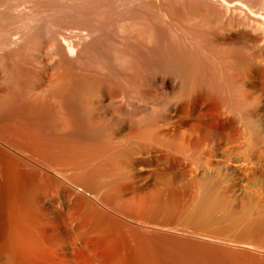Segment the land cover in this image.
I'll list each match as a JSON object with an SVG mask.
<instances>
[{"label": "bare ground", "instance_id": "1", "mask_svg": "<svg viewBox=\"0 0 264 264\" xmlns=\"http://www.w3.org/2000/svg\"><path fill=\"white\" fill-rule=\"evenodd\" d=\"M197 1L200 0L193 4ZM208 1L195 3L196 12L186 18L187 12L185 19L178 15L184 23L183 28H178L195 37H188L194 39L193 47L192 43L191 48L186 44L189 42L185 41L186 34H181L179 29L177 40H172L175 32L171 40L164 33L168 39L162 38L164 46L159 52L162 66L170 72L169 78L142 81V75L139 79L132 73L134 79L115 88L116 81L112 85L108 75L107 80L100 81L96 74L99 82H92L83 74L75 75L72 69V58L77 55L80 60L86 52L82 46L84 40L90 41L88 36L96 35L94 30L100 23L97 20L96 26L92 22L94 28L79 25L72 32L62 30L63 27L53 29L56 22L53 20L52 28H40L34 35L33 16L28 19L30 15L25 14L28 18L18 22L12 17L3 19L2 15L0 80L5 89L0 95V116L25 117L33 129L17 128V135H12L16 132L13 129L8 134L21 142L18 146L9 144L12 139L8 142L9 151L15 155L4 151L3 144L8 139L0 134L4 137L0 138L4 149L0 148V155L9 154V158L0 160V264H164L165 258L153 256L155 243L151 234H176L179 228L174 222H181L186 215L184 222L188 223L191 216L201 215L210 205V196L203 192L196 195L194 186L195 192L187 196L175 187L172 179L162 184L158 194L143 191L139 187L143 181L136 179L133 168L141 166L145 155L158 153L157 150L179 165L217 158L218 148L245 135L234 124L250 123V118L260 110L257 109L264 107V0H211L219 3L221 10ZM180 6L177 5L178 9ZM69 16L74 18L72 14ZM43 20L45 23L46 19ZM154 29L158 32V28ZM27 33L37 35L36 39L26 40ZM169 90L173 91L168 93L174 94L172 99L158 101ZM207 98L220 102L218 117L215 116L222 125L208 119L214 124L211 125L201 115L202 103ZM185 110L188 115L185 120H179L184 118ZM229 120L235 129L226 127L225 122L231 126ZM42 126L44 130L40 129ZM211 239L221 243L212 246L213 251L221 253L223 258H238L224 237Z\"/></svg>", "mask_w": 264, "mask_h": 264}, {"label": "rangeland", "instance_id": "2", "mask_svg": "<svg viewBox=\"0 0 264 264\" xmlns=\"http://www.w3.org/2000/svg\"><path fill=\"white\" fill-rule=\"evenodd\" d=\"M130 1L128 0L126 1L125 0H115V1L114 0L112 1L111 0H0V22L4 18H9V17L10 18L12 17L13 20L15 19L19 22L21 18L26 19L28 18L27 16L30 15V18L28 19H31V17L33 16L32 19L35 18L34 19L35 21L33 20L35 23L34 22L32 23L33 25L35 24L34 26L36 27L34 28L36 29L33 28L34 32L32 31V33L35 35L40 31V28L41 29L42 28L45 29L47 27L52 28L54 24L55 25L53 26V29L58 30V29H62L63 27L62 30L65 29V31H68V32L69 31L72 32L73 30H77L78 28L85 27V26L94 28V25L92 24L93 23L95 24V21L97 20L96 23H99V22L100 23L99 25L95 24V26L97 25V26H100L101 28L96 26L95 29L97 30L100 28L99 29L100 31L94 30L96 32V33L94 32V35L95 34L96 35L91 36L92 38L88 36L87 40L89 39L90 41H86V39L84 40L86 43L88 42L90 44L88 45V43L87 44L85 42L83 43L82 45L83 50L84 52L86 50V52L85 54L81 56L82 58L79 57L80 60L81 59L82 60L80 61L77 55L75 56L77 58L75 57L72 58V63H73L72 69L74 68L73 70H74L75 75L77 74V76L80 75L81 77L83 74V76L85 75L84 76L85 79L86 78L87 80L89 79L88 81L92 80V82H94V80L95 82L97 81L99 82V80L100 81L105 80V79L107 80L109 77L108 80L111 81L112 85L116 81L114 83V88L116 87V85H119V87L124 86L123 84H126L128 83V81L134 79L133 77L134 73H135L134 76L137 75L136 78L138 77L139 79L142 75L141 79L144 78L142 81L144 80L147 81L149 79H150L149 81H153L154 80L153 78L155 77L156 78L158 77V79H165V78L167 79L168 75L170 77V72L168 69L166 71V69L163 67L164 63H163V60L161 59L162 56L160 54L161 52L160 50H162V47L164 46L163 44L164 40L162 38L164 37V39L166 40L167 38L166 36L169 34L168 37H169V40H171L173 33L175 32L172 40H175V39L177 40L179 36L177 31H179L180 33L182 32L181 34L185 35L186 33H184L183 30H180V28H178V26L182 27V25H184V23L179 21V19H181V16L182 18H184L187 12L188 14L187 16H185L186 18L190 15H193V12H196L195 3L198 4L202 0L194 2V4H193V1L195 0L193 1L192 0H180V1L179 0H170V1L168 0V2L167 0L165 1L164 0H149V1L148 0H139V1L130 0ZM145 1L147 3H145ZM90 3L93 4L92 5L93 7L89 5ZM167 3L169 4L167 5ZM208 3L212 5L214 8L218 7L217 10L222 9V8L221 9L219 8L221 6L219 3H216L211 0L208 1ZM214 4H216L217 6ZM95 5H97L98 8L99 7L100 8L98 9L97 6ZM177 5L179 6L181 5L180 6L181 9L179 8L180 11ZM13 6L16 8V10H19L20 12L16 11ZM151 6H153L154 8L156 7V8L154 9ZM183 6L184 8L182 9ZM188 6H191V7H188ZM166 7H169L168 10L171 12L166 10L167 9ZM89 8L91 10L94 8L96 9L92 11L90 10L89 12L88 10ZM8 10L10 12L6 14ZM13 10L19 13L17 14ZM98 10L101 11L100 14H99L100 11ZM78 11L79 13L80 12L84 13V15H82L81 13L80 15ZM93 11L97 14H95ZM163 11L165 12V14ZM175 12L177 13L176 17L172 16V15H175ZM3 13H5L7 16ZM20 13L22 14L19 16ZM25 14L27 15L26 17H25ZM48 14L52 16L50 15L48 16ZM62 14H65L66 16ZM71 14L74 18H71V16H69ZM180 14L182 15L179 16L180 17L179 18L178 15ZM39 16L41 17L43 22H40L41 19ZM77 16H79L80 19ZM91 16L92 17L98 16V17L97 18L95 17L96 19L93 17L92 19ZM101 16L103 17L101 18ZM36 17H37V20H36ZM60 17L61 18L63 17L64 19L63 18L61 19ZM43 19H46L45 23ZM47 19L48 20L50 19L49 24L53 20H55L56 22L53 21L54 24L53 22H51L53 25L50 24V26H47L49 25L47 23L48 22ZM85 19L89 21L86 22ZM79 20L80 22L82 20L83 26H82V23L80 24V22H77ZM174 20L175 21L177 20L176 24L174 23L175 22ZM38 21L40 24H38ZM57 21H59L60 23L58 24ZM73 21L77 23L74 24ZM102 21L103 23H101ZM42 23H44L45 25H43ZM188 23L189 21H187L185 25H187ZM57 24H58V27H57ZM102 24L104 25L102 26ZM153 24L156 27V29L158 28V32L157 30L154 29L155 27L152 26ZM166 24H168L167 27H166ZM79 25L80 27H78ZM169 26L171 29L169 28ZM141 27L143 28L148 27V28L146 29L144 28L146 30L145 31L143 30V28L141 29ZM167 29H169L171 32L169 31L170 32L169 33ZM35 30H37L36 31L37 33L35 32ZM124 31H126L128 34ZM155 31H156V35H155ZM123 32L126 34V36L125 34H123ZM149 32H151V34H149ZM165 32L167 34L166 36L164 34ZM28 33H31V32H28ZM28 33L27 35L29 38L26 36L27 37L26 40L30 39L29 41L31 40L33 41L34 39H36L35 37L37 35L29 36ZM97 33L101 35L99 36ZM157 33H159L160 35H158ZM102 35H106V37ZM187 35L188 34L185 35V38H186L185 41H189V42H186V44L191 48V43L194 41V39L192 40L190 39L193 38L194 36L193 35L187 36ZM124 36L127 38H125ZM133 36L135 38H133ZM188 37L189 38L191 37V38L189 39ZM21 42L23 43L22 40ZM92 43L94 46L92 45ZM193 44L194 43H192V47H193ZM99 46H100V49H98ZM94 47H97V48L95 49ZM87 49L89 53H87ZM100 50L102 53L100 52ZM91 53L92 54L96 53V55L93 54L95 55L93 56ZM106 53L108 54L106 55ZM125 54L127 55V57ZM101 57L104 60H102ZM85 58H87L88 60ZM94 59H96V62ZM110 59L111 61H109ZM83 60L85 61L87 60L86 63ZM83 63L85 64L83 65ZM103 63L104 64L106 63L105 67ZM78 66L80 67L77 68ZM140 67L143 68L142 70L144 71H142ZM149 67L151 68L149 69ZM153 67H155V69ZM103 68H106L107 71L106 69L103 70ZM164 72H166L167 74ZM89 74H92V75L90 76ZM94 75H96V78H99V80L95 79ZM111 75L114 76L113 77L114 79L113 78L111 79L110 77ZM101 76L103 77L106 76V77L103 78ZM117 81L119 83L121 82L120 83L121 85L118 84ZM178 85L179 83L177 84V86ZM3 87H5V85L0 80V95L4 93V92L2 93V91L5 89ZM171 91L172 90H169L167 91V93L162 94L165 96L167 94L166 97L165 96L162 97L160 95L161 98L159 96L158 101L159 100L164 101V99L167 101L168 98L169 100L172 99L174 94L170 96L169 94H172L173 92ZM212 99L211 100L209 98L205 99L202 103L200 110H201V115L203 114V118L207 121V123L211 125H214L212 123H215L217 125L219 120L217 119L218 115L216 112H219L220 110L219 108H221L219 106L221 105H219L220 102H218L217 99L215 100L214 98ZM257 110H259V112L257 111V113H255V115H253L250 118L249 120L250 123L247 122V123H244L243 125L234 124L236 128H239L241 131L243 130L242 132H244L243 135L245 134L244 135L245 137L242 136L243 138H241V140L239 141H236L237 143L233 142L227 146L218 148V151H216V153L218 154L217 158H214L212 160H207L205 158L196 159V161L194 162L189 161L188 163L186 161L185 163L183 162L179 165V163H176L175 161L171 162V159L168 160L167 157L165 158L164 157L165 155H163L164 152H162L161 150H157L158 153L154 151L148 156L145 155L146 157H144V159L141 161V163L143 162L144 164L140 163L141 166L138 165L136 166V168H133L134 176L136 177V179L143 181L141 182L143 184L142 185L140 184L139 186L140 189H142L143 191L146 190L149 192L151 190L150 193L158 194L159 193L158 191L161 190L163 187L162 184L167 182V180L170 181L172 179L174 181V185H176L175 187L178 188L180 192H182L183 194L187 196H191L192 192L193 193L195 192L194 190L195 188H196V192H195L196 195L200 194V192L201 193L203 192L202 194L206 193L210 196V198L208 199V202L210 203L208 207L210 208L205 207L201 215L196 214V215L191 216L190 221L188 223L184 222V219L187 217L186 215H184L183 217L184 219L181 222H178V221L174 222L175 226L179 228L176 234L169 235L163 232H159V233L153 232L151 234V241L152 243L153 242L155 243L154 244L155 246L152 244V247L154 246V248H152L153 250L152 252L156 254V255L153 254L154 258H165L164 264H232L236 262H237L236 264H239V263L241 264H264V107L258 108ZM128 111H131L130 112L131 114L132 113L135 114L133 110H128ZM186 111L187 110H185V112ZM118 113H119L118 115L121 114L120 112ZM184 113H183L184 118L182 119L177 118V120L178 119L185 120V117L188 114L187 112L185 114ZM204 114H205V117H204ZM215 115H217V117ZM0 118H1L0 119V134L2 133L1 135L6 137L5 139L9 140V141L5 140L4 144L0 143V145L1 144L6 145V148L4 147L5 150L2 149L3 145L2 147L0 146V148L2 149V151L3 150L8 151L9 154H12L13 152H10L11 150L7 146L8 142H10V140L12 139L14 141L10 142L9 144H17V146L20 145L21 142L18 143L16 139L17 141L16 143L15 137L10 136L9 138L8 134L10 135L13 131H16L15 133L13 132L12 135L14 134L17 135L19 129L20 130H23V129L31 130L33 129V127L28 125L30 124L29 123L30 121L25 120V117H22V116H16V118L15 116H6L7 119L5 117H3L4 118L3 119L0 116ZM208 119L209 121H212V123L208 122ZM11 123L19 124V126H17L16 124L12 125ZM225 123H226V127H229L230 129H235V127L232 125L233 122H231V120H229L228 123L231 124L232 127L227 125V122ZM245 124L247 126H245ZM218 125H222V124L218 123ZM12 129L13 131L11 132ZM40 129L44 130L43 126ZM42 130H39V131H42ZM3 132L5 133L3 134ZM1 135H0V138L2 137ZM4 137H2V140L4 139ZM9 154L8 156L5 155L6 157L4 155H0V160L4 157L9 158ZM12 155H15V154L13 153ZM193 186L195 188H193ZM185 232H189L192 235L188 236L185 234ZM218 235L224 237V241L230 244L228 245V247H230L232 250L237 252L236 254L238 258H223V255L221 253L212 250L213 249L212 246L221 245V243H219L218 241L211 239L212 236H218ZM196 236H198V238ZM164 238L165 240H163ZM167 239L169 240V242L167 241ZM172 240H174L173 241L174 244L171 242ZM163 242H166L164 246L162 244L160 245V243H163ZM170 242L171 244H173L171 248H170L171 244H169ZM197 244H200V245H197ZM156 245L158 246V248H155ZM162 246L165 248L164 250ZM156 250L157 252H154Z\"/></svg>", "mask_w": 264, "mask_h": 264}]
</instances>
